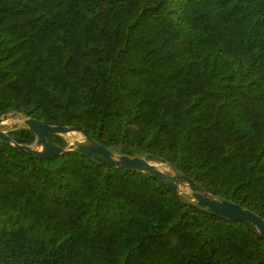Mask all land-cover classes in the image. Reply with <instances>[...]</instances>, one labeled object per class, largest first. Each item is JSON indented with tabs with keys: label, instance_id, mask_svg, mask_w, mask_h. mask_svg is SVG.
<instances>
[{
	"label": "trees",
	"instance_id": "obj_1",
	"mask_svg": "<svg viewBox=\"0 0 264 264\" xmlns=\"http://www.w3.org/2000/svg\"><path fill=\"white\" fill-rule=\"evenodd\" d=\"M4 115L163 158L264 220V0H0ZM182 197L0 142V264H264L252 226Z\"/></svg>",
	"mask_w": 264,
	"mask_h": 264
},
{
	"label": "water",
	"instance_id": "obj_2",
	"mask_svg": "<svg viewBox=\"0 0 264 264\" xmlns=\"http://www.w3.org/2000/svg\"><path fill=\"white\" fill-rule=\"evenodd\" d=\"M7 117L8 115L0 117V126L5 124ZM23 125L25 126L23 129H27L35 136V141L32 145L23 146L17 144L15 139L11 137L12 131L7 132L1 129L0 142L9 144L41 160H52L65 153L73 152L107 168L132 171L151 177L175 194H179L181 191H188L191 198L188 201V206L192 205L230 222L247 223L264 239L263 219L234 203L214 198L206 189L180 173L163 158L153 155L133 158L118 155L99 145L86 132L77 127L49 126L31 118H25ZM73 133L81 134L83 141L67 144L66 148H61L46 141V137L49 135L62 138Z\"/></svg>",
	"mask_w": 264,
	"mask_h": 264
},
{
	"label": "rangeland",
	"instance_id": "obj_3",
	"mask_svg": "<svg viewBox=\"0 0 264 264\" xmlns=\"http://www.w3.org/2000/svg\"><path fill=\"white\" fill-rule=\"evenodd\" d=\"M24 119L25 118L21 115H8L5 124L3 126H0V129L2 131H7V132L23 129V128H25V126L23 125ZM62 138L64 139L66 144H70V143H73L75 141H78V142L83 141V137L79 133L69 134V135H66L65 137H62ZM181 193L183 195V197H182L183 200H185V201L191 200L190 193L188 191H181Z\"/></svg>",
	"mask_w": 264,
	"mask_h": 264
}]
</instances>
